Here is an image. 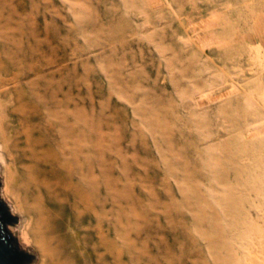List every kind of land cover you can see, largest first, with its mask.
<instances>
[{
    "label": "rangeland",
    "instance_id": "1",
    "mask_svg": "<svg viewBox=\"0 0 264 264\" xmlns=\"http://www.w3.org/2000/svg\"><path fill=\"white\" fill-rule=\"evenodd\" d=\"M254 11L264 0H0V141L30 129L92 166L107 264L264 263L245 237L264 228V111L249 94L264 69L239 37L255 38Z\"/></svg>",
    "mask_w": 264,
    "mask_h": 264
},
{
    "label": "bare ground",
    "instance_id": "2",
    "mask_svg": "<svg viewBox=\"0 0 264 264\" xmlns=\"http://www.w3.org/2000/svg\"><path fill=\"white\" fill-rule=\"evenodd\" d=\"M212 14L211 20L206 22L208 27L218 22V12ZM255 14V38H248L245 34L239 37L249 40L255 63L264 69V43H260L264 38V15L262 12ZM212 38L221 42L214 33ZM2 62L6 69L14 65L13 60L3 59ZM255 81L253 92L249 94L260 99L257 111H264V80L258 77ZM261 129L258 130L264 131ZM16 130L11 136V144L4 146L0 141V174L4 178L2 191L13 202L14 212L19 211L22 215L20 240L27 244L33 242L39 247L40 263L34 264H70V260L79 264H107L108 230L100 226L102 223L107 226L108 210L104 204L105 217L102 222L99 219L100 226L96 225L92 166L85 168L78 150L64 140L59 151H54L48 148L43 136L30 129ZM263 188V185L257 186L258 190ZM9 229L15 234V228L9 226ZM245 237L260 241L263 247L264 228L259 224L250 226ZM262 252L264 254V247ZM88 257L91 258L90 263Z\"/></svg>",
    "mask_w": 264,
    "mask_h": 264
},
{
    "label": "water",
    "instance_id": "3",
    "mask_svg": "<svg viewBox=\"0 0 264 264\" xmlns=\"http://www.w3.org/2000/svg\"><path fill=\"white\" fill-rule=\"evenodd\" d=\"M0 176V182H2ZM19 212L12 211V206L0 195V264H25L38 258L37 252L23 246L19 238L9 229L8 222L19 220Z\"/></svg>",
    "mask_w": 264,
    "mask_h": 264
}]
</instances>
